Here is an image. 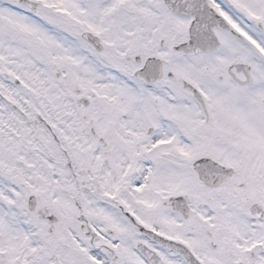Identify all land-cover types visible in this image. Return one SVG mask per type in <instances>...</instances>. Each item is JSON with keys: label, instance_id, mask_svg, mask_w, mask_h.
Segmentation results:
<instances>
[{"label": "snow or ice", "instance_id": "6c2138e0", "mask_svg": "<svg viewBox=\"0 0 264 264\" xmlns=\"http://www.w3.org/2000/svg\"><path fill=\"white\" fill-rule=\"evenodd\" d=\"M0 264H264V0H0Z\"/></svg>", "mask_w": 264, "mask_h": 264}]
</instances>
